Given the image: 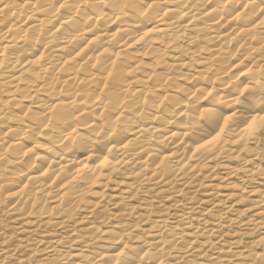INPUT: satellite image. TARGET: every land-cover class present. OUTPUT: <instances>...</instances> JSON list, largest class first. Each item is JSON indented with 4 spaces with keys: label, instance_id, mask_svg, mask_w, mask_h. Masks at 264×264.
<instances>
[{
    "label": "bare ground",
    "instance_id": "obj_1",
    "mask_svg": "<svg viewBox=\"0 0 264 264\" xmlns=\"http://www.w3.org/2000/svg\"><path fill=\"white\" fill-rule=\"evenodd\" d=\"M263 140L264 0H0V264H264Z\"/></svg>",
    "mask_w": 264,
    "mask_h": 264
},
{
    "label": "rangeland",
    "instance_id": "obj_2",
    "mask_svg": "<svg viewBox=\"0 0 264 264\" xmlns=\"http://www.w3.org/2000/svg\"><path fill=\"white\" fill-rule=\"evenodd\" d=\"M263 143H264V140H263ZM109 212H110V210H109ZM2 219H3V221H5L4 224L6 225V227L3 228V226H2L3 230L1 232H3L5 236H8L13 230H12L10 224L8 223L7 219H4V218H2Z\"/></svg>",
    "mask_w": 264,
    "mask_h": 264
}]
</instances>
